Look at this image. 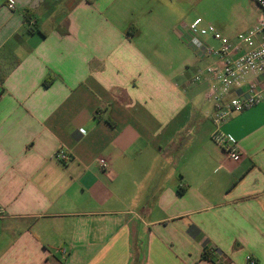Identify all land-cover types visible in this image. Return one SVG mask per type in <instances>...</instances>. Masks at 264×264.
<instances>
[{
  "label": "crops",
  "instance_id": "obj_1",
  "mask_svg": "<svg viewBox=\"0 0 264 264\" xmlns=\"http://www.w3.org/2000/svg\"><path fill=\"white\" fill-rule=\"evenodd\" d=\"M260 15L254 0H0V264H264V99L219 127L244 153L230 160L193 82L216 58L181 30L201 18L235 43Z\"/></svg>",
  "mask_w": 264,
  "mask_h": 264
},
{
  "label": "built area",
  "instance_id": "obj_2",
  "mask_svg": "<svg viewBox=\"0 0 264 264\" xmlns=\"http://www.w3.org/2000/svg\"><path fill=\"white\" fill-rule=\"evenodd\" d=\"M254 2L261 12L260 18L250 31L238 34L235 43L223 37L214 25H203L201 18L181 24V30L188 36L190 45L200 57L216 58L215 63L195 75L193 82L200 83L204 80L209 82L205 97L214 106L215 130L211 138L234 162H239L244 153L239 144L219 127L234 111L254 107L264 99V0H254ZM8 7L11 10L15 9L12 2ZM208 36L220 43L218 49L205 43L204 38ZM232 91H236L235 96H232ZM56 158L59 161L68 160L67 155L62 151L56 155ZM98 165L104 174L112 176V167L106 158H99ZM3 214L4 210L0 204V217ZM63 252L65 253L66 250ZM244 264H258V262L253 255L248 254Z\"/></svg>",
  "mask_w": 264,
  "mask_h": 264
},
{
  "label": "trees",
  "instance_id": "obj_3",
  "mask_svg": "<svg viewBox=\"0 0 264 264\" xmlns=\"http://www.w3.org/2000/svg\"><path fill=\"white\" fill-rule=\"evenodd\" d=\"M5 80V77L3 75H0V81L3 82ZM205 259H207V254H204V257Z\"/></svg>",
  "mask_w": 264,
  "mask_h": 264
},
{
  "label": "rangeland",
  "instance_id": "obj_4",
  "mask_svg": "<svg viewBox=\"0 0 264 264\" xmlns=\"http://www.w3.org/2000/svg\"><path fill=\"white\" fill-rule=\"evenodd\" d=\"M185 23H190V22H185ZM212 47V46H211ZM213 48H215V47H213ZM215 49H218V47H216Z\"/></svg>",
  "mask_w": 264,
  "mask_h": 264
}]
</instances>
